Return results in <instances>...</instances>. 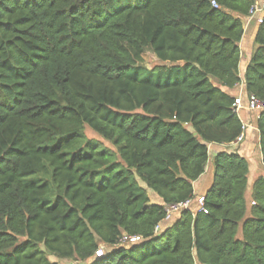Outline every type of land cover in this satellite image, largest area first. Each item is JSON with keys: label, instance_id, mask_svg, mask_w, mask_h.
Here are the masks:
<instances>
[{"label": "trees", "instance_id": "obj_1", "mask_svg": "<svg viewBox=\"0 0 264 264\" xmlns=\"http://www.w3.org/2000/svg\"><path fill=\"white\" fill-rule=\"evenodd\" d=\"M215 1L0 0V264H264V175L248 198L249 159L209 149L242 132L223 88L255 0ZM258 24L244 82L264 101ZM210 159L207 212L156 231Z\"/></svg>", "mask_w": 264, "mask_h": 264}, {"label": "crops", "instance_id": "obj_2", "mask_svg": "<svg viewBox=\"0 0 264 264\" xmlns=\"http://www.w3.org/2000/svg\"><path fill=\"white\" fill-rule=\"evenodd\" d=\"M259 24L256 20H249L247 17L244 19V35L239 43L241 59L239 64V75L241 77V82L234 88H223L235 97L242 95L244 100L246 99V87H245V75L247 71L248 64L252 58L254 51L257 48L255 42L256 35L258 33ZM242 121L248 124V129L246 131V139L242 144L234 147L232 145L226 144H210V154L211 158L215 154L223 150H237L241 155L246 156L250 161V174H249V186H248V198L251 196V189L253 183L259 175H264V163L262 161V154L260 149V134L257 127L258 117L253 112L244 109L240 116ZM255 164V165H254ZM255 167V168H254ZM214 181V165L212 159H210L205 173L194 182L195 188V198L191 200V207L197 210V200L199 196H203L210 189ZM152 200L158 203L162 202V199L158 196L152 197ZM180 217V215H179ZM179 219V218H178ZM171 225L170 222L164 221L162 227ZM79 264H85L84 262H78Z\"/></svg>", "mask_w": 264, "mask_h": 264}, {"label": "built area", "instance_id": "obj_3", "mask_svg": "<svg viewBox=\"0 0 264 264\" xmlns=\"http://www.w3.org/2000/svg\"><path fill=\"white\" fill-rule=\"evenodd\" d=\"M212 4L215 7L219 6L215 0H212ZM263 15H264V0H255V3L252 5L247 18L249 20H256L257 23H261L263 22ZM244 109H247L253 112L259 118L261 113L264 112V101L261 100L255 94H247L245 100L242 95H239L235 99L234 110L239 116H241V112ZM242 123H243L242 132L236 138V140L230 144L234 147L238 146L239 144H242L246 139V131L249 126L245 121H242ZM197 203L200 205L198 209L204 210L205 212H207V210L204 207V196H199ZM190 207H191V201H187L180 205L169 206L165 221L170 222L173 219V215L176 211L180 212L182 209L190 208ZM161 229H162V224H159L156 228V231L159 232ZM139 240H141L140 236H127V235H125L122 239L123 242H129V243L138 242ZM102 253H103V249L101 248L98 251V255L100 256L102 255Z\"/></svg>", "mask_w": 264, "mask_h": 264}, {"label": "rangeland", "instance_id": "obj_4", "mask_svg": "<svg viewBox=\"0 0 264 264\" xmlns=\"http://www.w3.org/2000/svg\"><path fill=\"white\" fill-rule=\"evenodd\" d=\"M143 65H145L148 68H155L159 65V61L157 60V57L152 52H147L144 54ZM86 131H87V134L89 137L101 139V137L98 134H96L94 131H92L90 128H87ZM106 144L111 146V144L109 142H106ZM141 184L143 186H145V184L142 181H141ZM149 191H150V193L153 194V191L151 189H149ZM199 206L200 205L197 203V207H199ZM178 218H179V211H176L173 215V219L170 221L171 225H174L177 222ZM50 260L51 261H59L60 264H79L77 261L62 260V259H58L55 256H51Z\"/></svg>", "mask_w": 264, "mask_h": 264}]
</instances>
